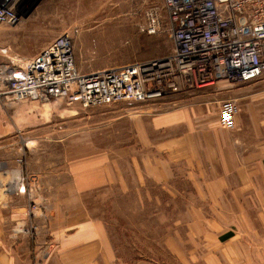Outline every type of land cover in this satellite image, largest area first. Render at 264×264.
<instances>
[{
	"label": "crops",
	"instance_id": "1",
	"mask_svg": "<svg viewBox=\"0 0 264 264\" xmlns=\"http://www.w3.org/2000/svg\"><path fill=\"white\" fill-rule=\"evenodd\" d=\"M255 82L258 90L246 92L220 81L211 92H189L178 109L171 96L144 103L160 111L155 122L181 132L164 143L161 158L84 160L93 167L83 171H75L79 160H68V172L53 166L56 171L33 176L0 173V264H154L122 258L106 212L115 184L135 188L171 177L193 185L173 195L196 197L186 206L185 234L162 237L174 264H264V142L252 148L264 139V76ZM227 99L236 102L232 127L218 122ZM191 117L203 124H189ZM178 119L184 124L176 128ZM123 164L134 179L124 178Z\"/></svg>",
	"mask_w": 264,
	"mask_h": 264
},
{
	"label": "rangeland",
	"instance_id": "2",
	"mask_svg": "<svg viewBox=\"0 0 264 264\" xmlns=\"http://www.w3.org/2000/svg\"><path fill=\"white\" fill-rule=\"evenodd\" d=\"M15 8L19 22L0 24V48H7L11 57L31 58L63 33L70 37L81 71L163 56L173 48L162 0H18ZM151 13H157L161 20L156 33L145 29ZM6 60L0 52V62ZM232 88L256 92L258 82ZM189 94L171 95L172 100L179 101L174 108L188 103ZM151 107L136 102L82 108L57 100L0 101V173L33 176L56 171L53 166L68 172V160H79L75 171H83L93 167L83 164L84 160L161 158L164 143L178 138L181 132L155 122L153 114L160 111ZM189 119V124H203L194 117ZM178 120L176 128L184 124ZM260 139L252 148L264 142ZM122 170L127 174L124 178H135L130 165L123 164ZM134 187L115 184L116 196L107 207L118 252L124 260L137 257L154 264H174L162 237L167 231L185 234L188 230L191 214L186 213V206L196 197L172 192L188 191L192 183L171 177L168 182L145 179L144 185ZM6 192L5 188L3 194Z\"/></svg>",
	"mask_w": 264,
	"mask_h": 264
},
{
	"label": "built area",
	"instance_id": "3",
	"mask_svg": "<svg viewBox=\"0 0 264 264\" xmlns=\"http://www.w3.org/2000/svg\"><path fill=\"white\" fill-rule=\"evenodd\" d=\"M18 0H0V24H17ZM170 53L81 71L63 33L31 58L0 62V101H62L82 108L117 102L151 103L188 92L206 93L220 81L230 86L264 76V0H163ZM151 13L145 29H161ZM236 102L224 100L218 122L234 125ZM24 192L25 186H19ZM4 197L0 195V202Z\"/></svg>",
	"mask_w": 264,
	"mask_h": 264
},
{
	"label": "bare ground",
	"instance_id": "4",
	"mask_svg": "<svg viewBox=\"0 0 264 264\" xmlns=\"http://www.w3.org/2000/svg\"><path fill=\"white\" fill-rule=\"evenodd\" d=\"M45 103H47V102H45ZM15 182H16V181H15ZM10 183H11V182H10ZM13 185H14V184H13ZM11 186H12V185H11ZM11 186H10V187H11Z\"/></svg>",
	"mask_w": 264,
	"mask_h": 264
}]
</instances>
